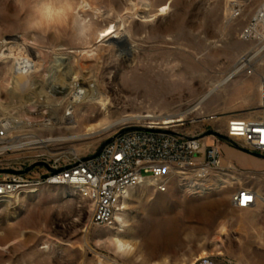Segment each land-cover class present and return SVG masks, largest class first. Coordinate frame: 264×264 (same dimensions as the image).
<instances>
[{"label":"rangeland","instance_id":"obj_1","mask_svg":"<svg viewBox=\"0 0 264 264\" xmlns=\"http://www.w3.org/2000/svg\"><path fill=\"white\" fill-rule=\"evenodd\" d=\"M35 2L0 0V43L20 40L10 45L13 57L0 61V121H30L9 134L30 137L22 142L54 141L0 152V179L38 161L90 156L121 125L138 118L123 119L144 115L181 116L174 128L218 147L223 169L198 175L194 189L177 176L164 192L151 178L135 185L124 211L107 227L92 224L93 201L72 187L42 185L14 195L0 201V264H198L203 259L264 264V164L245 161L264 158L236 148L239 137L231 133V126L257 107L258 63L256 74H246L242 66L212 93L258 47L243 31L264 0H89L92 10L83 15L93 29L86 43L70 25L46 34L28 31L26 18ZM230 6L239 10L233 18ZM115 24L125 43L101 40ZM65 79L70 84H62ZM79 96L84 99L76 102ZM202 98L199 108L193 107ZM73 115L76 123L70 124ZM109 124L85 135L90 125ZM209 130L227 138L207 135ZM232 165L235 169H228ZM45 173L39 166L22 175L38 179ZM214 173L220 175L219 188ZM239 188L259 195L252 209L232 205ZM252 215L261 222L257 231L263 229L256 237L248 236L254 225L243 222L239 228L250 231L239 232L236 224ZM110 238L129 248L117 249ZM202 251L207 255L198 259Z\"/></svg>","mask_w":264,"mask_h":264},{"label":"built area","instance_id":"obj_2","mask_svg":"<svg viewBox=\"0 0 264 264\" xmlns=\"http://www.w3.org/2000/svg\"><path fill=\"white\" fill-rule=\"evenodd\" d=\"M261 16V14H260ZM252 18L256 32L248 34V28L243 33L246 40H255L258 44V53L244 64L243 70L248 75H254L251 63H258L259 71V99L253 114L243 121L241 137L237 141L238 147L264 155V33L260 32L261 23ZM248 34V35H247ZM253 54V52L251 53ZM250 54V55H251ZM255 62V63H256ZM8 133L5 127L0 126V147L8 149ZM103 146L99 154L93 158L77 159L72 162L61 160L49 161L53 169H61L56 173L46 170V175L38 179L53 180H88L97 187V195L101 196V205L98 217L93 223L100 227V221L105 216L112 215L113 204H110L112 186H120V191L125 184H130L134 176H149L162 178L164 174L178 171L184 176L203 175L205 172L221 170V159L218 147L206 146L197 135H187L173 127L162 128L127 127L121 125V132L113 135ZM1 150L0 152H2ZM228 169H235L228 166ZM24 175L11 174L8 178L0 179V191L12 190L18 182L24 181ZM159 191L167 189L159 188ZM231 203L235 208H248L255 203V191L237 189ZM198 264H215L203 259Z\"/></svg>","mask_w":264,"mask_h":264},{"label":"bare ground","instance_id":"obj_3","mask_svg":"<svg viewBox=\"0 0 264 264\" xmlns=\"http://www.w3.org/2000/svg\"><path fill=\"white\" fill-rule=\"evenodd\" d=\"M233 6H234V8L236 6H238L237 8L240 9V6L238 5L237 2H234ZM234 8L232 9L231 6L229 8V10L232 9V11H231L232 18L234 17L235 14H238V12H239V10L233 11V10H235ZM233 12H234V14H233ZM260 14H261V16H260ZM228 17H230V15ZM230 18H228L227 20H229ZM253 19L257 22L256 24H258L260 22L261 23L260 25H262L259 28L260 32H257L256 35H255V36L259 37V34H263L264 33V3L256 11V13L253 16ZM230 20H232V19H230ZM118 27H119V25L115 24V25H112L111 27H109V29L108 28L105 29L102 32V35L100 36L101 40L102 41L113 40V41H115L116 43H119V44L125 43L124 42L125 40L120 38L118 33L116 32L118 30ZM247 28L249 29L248 30V34H250V33L253 34L254 32H256V29H257L255 24H252V25L250 24V25H248ZM247 28L245 30H247ZM244 31H243V33H244ZM18 41H20V40L16 39V38L9 37L7 39V42L0 43V50H2L0 61H6V60H8V59L13 57V54L15 53V51H14L15 46L14 45L10 46V45H12L13 43L17 44ZM6 44H7V46H6ZM7 47H9V48H7ZM257 53H258V48H255L253 50V54L252 55H250V53H247L245 56H243L241 58V60L236 64V66L238 65V68L236 67V69L234 71H232L225 79H223L221 82H219L217 85H215V87L212 90V93L213 92L215 93L214 96L217 94L218 89L221 86L226 85L229 80L233 79L235 77V75L242 69L241 67L244 66V64L246 62H248L251 57L256 56ZM255 62L256 61L252 62L250 66L253 67ZM52 67H51V69H52ZM252 69L254 70V74H256V71H255L254 67ZM52 76H54L56 78L55 74H52ZM68 83L70 84V82H67L66 79H65L64 83H62V84H64V85L67 84L68 85ZM47 84L48 85H52V84H54V82L48 80ZM211 96H213V95H209L210 98H211ZM86 97L93 98L92 96H89V95H87ZM83 99H84V97L79 96L75 101L79 102V101H82ZM203 100H205V98L204 99L202 98L193 107H198V105ZM130 118H133V119L134 118H138V119H137V121L133 120L132 122H128L127 121L128 123L123 124V126H127V127H134V126H138V127L158 126V127H162V128H171V127L174 126L172 124L181 123L183 121V118L181 116H158V117H154V116H151V115L136 116V117L129 116V117L123 119V121H126V120H128ZM67 120H68V122H70V124H75L76 123L75 115L68 117ZM24 122H27V121H24L23 119L16 120V121H12V120L9 121V119H8V121L7 120L6 121H0V126L1 127L3 126V127H5L7 129V133H8V137H9V134L11 132H13V130H15L16 127H20L23 124H29L31 126V122L30 121L27 122V123H24ZM56 123H58V121H56ZM47 124H49V123H47ZM180 125H182V124H178L176 126H180ZM47 126H49V125H46V127ZM110 126H111V124L105 125V126H102V127L98 128L96 126H91L90 125V127L87 128L88 133L85 134V135L96 134V133L102 132V131L106 130L107 128H109ZM242 127H243V123H241V122H236L234 125H232L231 126L232 135L234 137H236V138H238V137L240 138L241 137V132H242ZM118 132H121V126H120ZM28 138H30V137L27 136V135H13V136L8 138L9 140H7V142L8 143L10 142V144H8L7 147H9V148H20V147H28V148L31 147V148H33V146L36 145V144H40V143L42 144V143L54 141V139H51V138L50 139H46V140H31V141L29 140V141H24V142L21 141L22 139H28ZM3 149H5V147L4 148L0 147V151L3 150ZM204 175H208V173L205 172V173H203V176ZM176 176L179 178V181H180V183L182 185H184V186L187 185L188 189H194L198 185L197 179H196L198 175L197 176H184V174H178V171H171V172H168V174H164L162 178H154V177H149V176H134L133 179L131 180L130 184H125V186L122 187V191H120V186H112L113 195L110 196V204H113L114 209H112V215L111 216H105L104 218L101 219L100 227L110 226V225L113 224V222L115 220H117L119 218L121 213L124 211L125 201H126L127 197H129V189L130 188H132L133 186L138 185L140 183H143L144 181H146V180L151 178V179H153L155 181V184H156L158 190H159V188L166 189L168 184H169V182L171 181V178H173V177L175 178ZM213 177H217L219 179V182L216 185V187L219 188V186L222 184V181L219 178L220 175L214 173ZM42 185L70 186V187L74 188L75 190H77L83 197L90 198L93 201V207H94L91 222H92V224L95 223V220L98 217V214H99V211H100L101 196L97 195V187H96V185H94L93 183L89 182L88 180L41 179V180L37 181L35 179H24V181L18 182L17 186L12 187V190L0 191V201H4V200H6V199H8V198H10V197H12L14 195L22 193V192L36 191ZM244 190L245 191H253L252 189H244ZM160 192H164V191H160ZM258 197H259V195L255 193V202H256V199ZM239 209H245V208H239ZM110 241L119 250L127 251V249L129 248V245L126 242L122 241V240L115 239V238H110ZM206 255H207V253L202 251L199 254V256H198V259L205 258Z\"/></svg>","mask_w":264,"mask_h":264},{"label":"clouds","instance_id":"obj_4","mask_svg":"<svg viewBox=\"0 0 264 264\" xmlns=\"http://www.w3.org/2000/svg\"><path fill=\"white\" fill-rule=\"evenodd\" d=\"M90 10L89 0H36L25 26L30 32L46 34L70 25L77 40L86 43L93 26L83 13Z\"/></svg>","mask_w":264,"mask_h":264},{"label":"water","instance_id":"obj_5","mask_svg":"<svg viewBox=\"0 0 264 264\" xmlns=\"http://www.w3.org/2000/svg\"><path fill=\"white\" fill-rule=\"evenodd\" d=\"M206 134H207V135L212 134V135H215V136H217V137H219V138H224V139L227 138L226 136H224V135H222V134H220V133H218V132H216V131H214V130H209V131H207ZM109 140H110V139L106 140V141L100 146V148L97 150V152H95L94 154H92V155H90V156L84 157L83 160H87V159H90V158H93V157L97 156V155L99 154V152L101 151V149L103 148V146H104ZM236 148H238L239 150H241V151H243V152H246V153L252 154V155H254V156L264 158V155H262V154L255 153V152H250V151H248V150H246V149H243V148H241V147H238V146H236ZM39 166H40V167H41V166L45 167L46 170H48V171L51 172V173H56V172H58V171L61 170V169H53V168L50 167L46 162L38 161V162H35V163H33L32 165H30L29 167L25 168L23 171H19V172H16V173L24 174V173H27V172H29V171H31V170H33L34 168L39 167ZM12 172H15V171H12ZM45 176H46V175H44L43 177H45Z\"/></svg>","mask_w":264,"mask_h":264},{"label":"crops","instance_id":"obj_6","mask_svg":"<svg viewBox=\"0 0 264 264\" xmlns=\"http://www.w3.org/2000/svg\"><path fill=\"white\" fill-rule=\"evenodd\" d=\"M238 156L236 155V156H234V157H232L233 159H236ZM245 161H246V163H253V164H255V163H260V164H264V159H262V160H259V159H257V162L254 160V159H248V158H245ZM172 179V178H171ZM70 187V186H69ZM74 189V188H73ZM167 189V188H166ZM255 191V190H254ZM79 193V192H78ZM255 193H256V191H255ZM80 194V193H79ZM81 195V194H80ZM82 196V195H81ZM83 197V196H82ZM84 198H87V197H84ZM88 199H90V198H88ZM91 200V199H90ZM92 201V200H91ZM92 204H93V202H92ZM256 203H254V205H255ZM252 207H253V205L251 206V207H249V208H245V209H240V210H247V209H252ZM236 209H239V208H236ZM93 210H94V207H93ZM93 215V214H92ZM258 218L259 217H257V216H255V215H252V216H250V218H246V219H241V221L240 220H238V221H236V224L238 225V228L242 225V223L243 224H245V223H247V224H251V225H254V228H253V233H249V235L248 236H253V237H256L257 235H259V233H261V231L263 230V229H260V232H258L257 230H259V225L261 224V222L258 220ZM92 219V218H91ZM243 220V221H242ZM241 229V230H240ZM239 232H244L245 230H247L246 229V227L244 228V227H242V228H239ZM247 231H250V230H247ZM216 247H218L217 245H216Z\"/></svg>","mask_w":264,"mask_h":264},{"label":"snow or ice","instance_id":"obj_7","mask_svg":"<svg viewBox=\"0 0 264 264\" xmlns=\"http://www.w3.org/2000/svg\"><path fill=\"white\" fill-rule=\"evenodd\" d=\"M161 11H163V9Z\"/></svg>","mask_w":264,"mask_h":264}]
</instances>
